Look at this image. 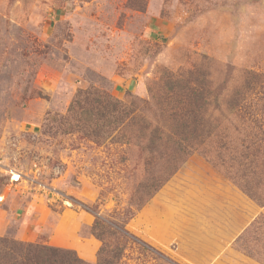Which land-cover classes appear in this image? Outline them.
Returning a JSON list of instances; mask_svg holds the SVG:
<instances>
[{
	"label": "rangeland",
	"instance_id": "374dc122",
	"mask_svg": "<svg viewBox=\"0 0 264 264\" xmlns=\"http://www.w3.org/2000/svg\"><path fill=\"white\" fill-rule=\"evenodd\" d=\"M95 90L124 123L87 104ZM183 111L212 135L137 208L174 146L149 138ZM155 201L166 245L143 215ZM96 211H132L128 233L98 238ZM0 237L89 264L104 242L121 264H264V0H0Z\"/></svg>",
	"mask_w": 264,
	"mask_h": 264
},
{
	"label": "trees",
	"instance_id": "16d2710c",
	"mask_svg": "<svg viewBox=\"0 0 264 264\" xmlns=\"http://www.w3.org/2000/svg\"><path fill=\"white\" fill-rule=\"evenodd\" d=\"M259 77V76H258ZM89 93H93L94 95L90 96ZM89 100H87V104L91 106L92 102L95 103L96 109L98 111V116L100 114H109L106 123L111 125L116 124L118 122L126 121V117L128 115V111L122 109L119 106V101H114L111 99L104 100L106 97H98L101 96V93L98 90L93 92H88ZM94 96V97H93ZM97 96V97H96ZM93 98V101H91ZM95 98V101H94ZM238 98L240 101L244 100L245 96L243 92L238 94ZM119 106V107H118ZM82 107V105L80 106ZM87 109H83L81 114ZM130 114V111H129ZM177 116L179 118L180 115H184L182 120L178 121L173 125L165 126H157L154 129V135H151L149 141L152 142L150 145H155L157 148H161L164 146L163 139L166 137L167 141L165 145L168 144L169 141L173 142L172 147L165 148L160 150V156L165 159L164 162L165 168L163 169V173L157 176H153L150 179L143 182L138 188L136 195L132 199V202L136 204L137 208H141L145 205L147 201H149L152 196L164 185V183L174 174V172L180 167L182 162L192 154L196 148V144H202L207 137L212 135L209 129L205 126H192L188 121H185L186 118H198L195 112H185L183 113H173L172 116ZM80 119V118H79ZM192 119V118H191ZM124 120V121H123ZM135 118H130L127 122L134 121ZM148 125H144L143 129H147ZM194 130V131H192ZM147 136L146 133L141 132V137ZM173 138V139H172ZM241 146L243 150L250 149L251 146H258L252 141H248L247 139H241ZM156 148V151L158 152ZM247 193L254 197L257 200H262L263 194L259 193L256 190H252L251 188L244 187ZM96 213V221L94 223L93 229L96 232L98 238L104 240V236L106 233L111 232L112 225H116V229L120 234H125L128 231L125 229V225L127 221L134 216L132 211L130 215L126 217L127 213L117 219L109 220L105 218L103 215H100L98 211ZM120 229V230H118ZM122 260V249L116 248L112 250L108 247V245L104 242V245L101 247L99 251V259L95 264H121ZM0 264H89L84 260L78 258L74 252L68 251L62 248H56L47 246L37 242H22L13 240L7 237H0Z\"/></svg>",
	"mask_w": 264,
	"mask_h": 264
},
{
	"label": "crops",
	"instance_id": "0c3cea01",
	"mask_svg": "<svg viewBox=\"0 0 264 264\" xmlns=\"http://www.w3.org/2000/svg\"><path fill=\"white\" fill-rule=\"evenodd\" d=\"M150 207H152L151 209L148 207H146L143 211V215L145 217L149 216V213H153L151 220L153 222V226H154V230L156 231V233L153 235V238L155 239V242H159L162 243L164 245H166L164 242V240L166 239V237L170 235V232L173 230L172 229V220L170 219V212L167 210L168 208H160L159 202L157 203L156 201L152 204L149 205ZM147 229H144V232L148 233L146 231ZM178 255L187 262H190L191 264H194V261L192 260V258L188 257V255L186 256V254L183 253H179Z\"/></svg>",
	"mask_w": 264,
	"mask_h": 264
}]
</instances>
